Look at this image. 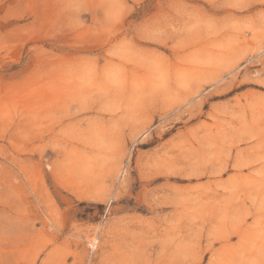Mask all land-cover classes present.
Wrapping results in <instances>:
<instances>
[{
  "label": "rangeland",
  "instance_id": "1",
  "mask_svg": "<svg viewBox=\"0 0 264 264\" xmlns=\"http://www.w3.org/2000/svg\"><path fill=\"white\" fill-rule=\"evenodd\" d=\"M0 264H264V0H0Z\"/></svg>",
  "mask_w": 264,
  "mask_h": 264
}]
</instances>
